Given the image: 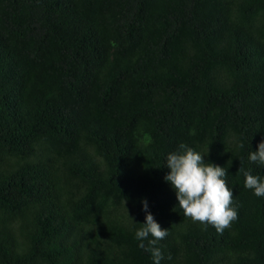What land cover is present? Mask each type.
<instances>
[{"label":"trees","instance_id":"obj_1","mask_svg":"<svg viewBox=\"0 0 264 264\" xmlns=\"http://www.w3.org/2000/svg\"><path fill=\"white\" fill-rule=\"evenodd\" d=\"M262 141L264 0H0V264H154L145 200L161 264H264ZM180 144L228 173L222 234L165 181Z\"/></svg>","mask_w":264,"mask_h":264},{"label":"clouds","instance_id":"obj_2","mask_svg":"<svg viewBox=\"0 0 264 264\" xmlns=\"http://www.w3.org/2000/svg\"><path fill=\"white\" fill-rule=\"evenodd\" d=\"M204 157L193 148L180 144L178 151L167 156L166 166L170 172L165 176V181L176 192L179 208L183 210L186 218L200 222L205 227L210 224L222 234L237 219L238 213L235 208L230 207L233 203V192L224 179L228 174L226 169L206 163ZM249 160L264 165V141L258 145V151L251 152ZM239 172H243L245 177V188L253 190L257 197H264V178L252 175L242 166ZM143 210L146 213V222L135 232V238L141 241L139 247L151 254L154 264H161L164 257L157 244L168 236L169 231L162 229L155 221L146 200ZM149 236L152 239H148ZM145 240L147 245L143 242Z\"/></svg>","mask_w":264,"mask_h":264}]
</instances>
